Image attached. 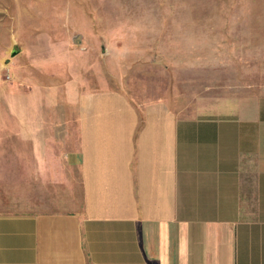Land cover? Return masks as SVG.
<instances>
[{
  "label": "crops",
  "instance_id": "crops-1",
  "mask_svg": "<svg viewBox=\"0 0 264 264\" xmlns=\"http://www.w3.org/2000/svg\"><path fill=\"white\" fill-rule=\"evenodd\" d=\"M0 106V264H264V92Z\"/></svg>",
  "mask_w": 264,
  "mask_h": 264
},
{
  "label": "rangeland",
  "instance_id": "rangeland-1",
  "mask_svg": "<svg viewBox=\"0 0 264 264\" xmlns=\"http://www.w3.org/2000/svg\"><path fill=\"white\" fill-rule=\"evenodd\" d=\"M35 83L183 108L264 92V0H0V106Z\"/></svg>",
  "mask_w": 264,
  "mask_h": 264
},
{
  "label": "water",
  "instance_id": "water-1",
  "mask_svg": "<svg viewBox=\"0 0 264 264\" xmlns=\"http://www.w3.org/2000/svg\"><path fill=\"white\" fill-rule=\"evenodd\" d=\"M14 50H15L14 47H12V49H11V53H13Z\"/></svg>",
  "mask_w": 264,
  "mask_h": 264
}]
</instances>
